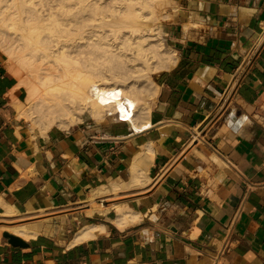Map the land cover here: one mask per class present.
<instances>
[{
  "label": "crops",
  "instance_id": "1",
  "mask_svg": "<svg viewBox=\"0 0 264 264\" xmlns=\"http://www.w3.org/2000/svg\"><path fill=\"white\" fill-rule=\"evenodd\" d=\"M177 6L140 133L89 115L42 135L0 52V264H264V0Z\"/></svg>",
  "mask_w": 264,
  "mask_h": 264
},
{
  "label": "bare ground",
  "instance_id": "2",
  "mask_svg": "<svg viewBox=\"0 0 264 264\" xmlns=\"http://www.w3.org/2000/svg\"><path fill=\"white\" fill-rule=\"evenodd\" d=\"M173 1L0 0V47L27 73L19 84L28 93L21 114L42 135L56 126L67 130L86 113L100 121L122 117L136 133L151 128L149 121L138 124L151 110L139 93L155 96L151 74L176 63L157 24V8ZM143 80L146 90L136 84ZM141 158L129 186L147 180ZM117 213L121 228L140 218L127 208ZM9 231L30 237L24 226Z\"/></svg>",
  "mask_w": 264,
  "mask_h": 264
},
{
  "label": "rangeland",
  "instance_id": "3",
  "mask_svg": "<svg viewBox=\"0 0 264 264\" xmlns=\"http://www.w3.org/2000/svg\"><path fill=\"white\" fill-rule=\"evenodd\" d=\"M157 14H158V21H157V24L158 25H160V27H161V34H162V36H161V38H163V31H162V27H163V25L164 24H166V23H171V22H173L174 21V19H175V17H176V14H177V11H178V6H177V0H174L172 3H169V4H167V3H164L163 5H161V6H159L158 8H157ZM155 25L156 24H154V26L152 25V28L154 27L155 28ZM153 28V29H154ZM164 39V38H163ZM164 42H165V40H164ZM165 44H166V42H165ZM167 45V44H166ZM172 49V48H171ZM0 52L3 54V56L6 58V64H7V67H8V69L12 72V74H14L16 77H18V79H19V81H20V83H22L23 81H25V79H27V76H26V72L25 71H22V69L18 66V64L16 63V62H14L13 60H12V62L11 61H9V56L8 55H6L5 53V51H3V49L0 47ZM11 60V59H10ZM10 63H11V65H10ZM19 68H18V67ZM17 71L19 72L18 74H16L17 73ZM22 73H24V74H22ZM158 73V72H157ZM22 74V75H21ZM153 74H155V73H153ZM153 74H151V78H152V76H153ZM24 75V76H23ZM22 79V80H21ZM138 81V80H137ZM151 81H152V79H151ZM138 86L139 85H141V86H143V88L146 90V89H148V87H150V85H149V83L146 81V80H143V81H139V82H137L136 83ZM27 96H28V93H27ZM139 97H140V99L141 100H143V101H147V103H149V105L151 106V104H150V101L153 99V97L154 96H152L151 98H146L147 96L143 93H139ZM27 102V97H26V100H25V103ZM26 118V117H25ZM84 118H91L87 113L83 116V119ZM26 120L31 124V127L32 128H38L39 130H40V128L38 127V125L37 124H34V123H32L31 121H30V119H28V118H26ZM102 121V120H101ZM37 126V127H36ZM56 127H58V126H56ZM72 127V126H71ZM70 127V128H71ZM58 128H61V129H65V128H62V127H58ZM69 128V129H70ZM69 129H67V130H69ZM66 130V129H65ZM41 131V130H40Z\"/></svg>",
  "mask_w": 264,
  "mask_h": 264
},
{
  "label": "water",
  "instance_id": "4",
  "mask_svg": "<svg viewBox=\"0 0 264 264\" xmlns=\"http://www.w3.org/2000/svg\"><path fill=\"white\" fill-rule=\"evenodd\" d=\"M4 238H6L9 243L13 246V247H20V248H24L26 247V244L17 236L15 235H11L9 233H4Z\"/></svg>",
  "mask_w": 264,
  "mask_h": 264
},
{
  "label": "built area",
  "instance_id": "5",
  "mask_svg": "<svg viewBox=\"0 0 264 264\" xmlns=\"http://www.w3.org/2000/svg\"><path fill=\"white\" fill-rule=\"evenodd\" d=\"M118 122H120V123H125V121H123L122 117H119V118H118Z\"/></svg>",
  "mask_w": 264,
  "mask_h": 264
}]
</instances>
